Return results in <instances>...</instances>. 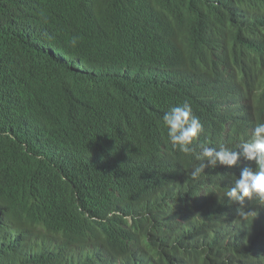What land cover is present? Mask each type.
Returning a JSON list of instances; mask_svg holds the SVG:
<instances>
[{"label": "trees", "instance_id": "1", "mask_svg": "<svg viewBox=\"0 0 264 264\" xmlns=\"http://www.w3.org/2000/svg\"><path fill=\"white\" fill-rule=\"evenodd\" d=\"M185 102L264 122V0H0V264H264V207L173 165Z\"/></svg>", "mask_w": 264, "mask_h": 264}, {"label": "clouds", "instance_id": "2", "mask_svg": "<svg viewBox=\"0 0 264 264\" xmlns=\"http://www.w3.org/2000/svg\"><path fill=\"white\" fill-rule=\"evenodd\" d=\"M78 37H73L71 45L75 47ZM167 129V136L172 149L184 154H192L190 162L184 155L181 159H174V166L187 170L189 166L193 180H198L204 174L205 162L215 168V174L224 176L222 180L228 186L224 193L228 205L241 207L238 215L244 218L255 216L254 212H247L243 208L255 206L262 210L264 207V122H253L240 125L234 118L225 117L223 128L212 140L205 143L199 140L204 126L193 114L192 107L185 102L172 106L162 117ZM199 140L195 149L194 144ZM235 147L240 150L234 151ZM199 164V165H198ZM253 165L256 168H253ZM211 180L195 182V197L203 198L213 193ZM119 213H109V215ZM105 223V232L111 238H117L120 226L109 220Z\"/></svg>", "mask_w": 264, "mask_h": 264}]
</instances>
